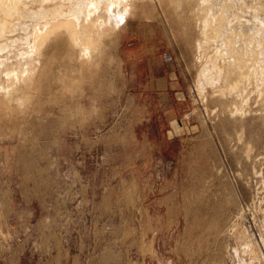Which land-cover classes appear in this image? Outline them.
Returning a JSON list of instances; mask_svg holds the SVG:
<instances>
[{
  "label": "rangeland",
  "instance_id": "1",
  "mask_svg": "<svg viewBox=\"0 0 264 264\" xmlns=\"http://www.w3.org/2000/svg\"><path fill=\"white\" fill-rule=\"evenodd\" d=\"M186 1L131 0L93 57L67 41L0 93V264H264V104L231 115L230 97L198 90ZM241 7L264 17V0ZM152 35L168 45L170 99L149 56L128 57Z\"/></svg>",
  "mask_w": 264,
  "mask_h": 264
},
{
  "label": "bare ground",
  "instance_id": "2",
  "mask_svg": "<svg viewBox=\"0 0 264 264\" xmlns=\"http://www.w3.org/2000/svg\"><path fill=\"white\" fill-rule=\"evenodd\" d=\"M229 1L187 0L184 11L194 18L196 50L203 59L198 90L210 87L230 97L227 111L244 115L252 95L264 104V17L256 9L253 18L244 19L242 0ZM130 10L131 0H0V93L11 100L15 81L38 72L46 64L43 57L64 49L67 41L78 54L93 57L102 36L122 25ZM251 236L240 231V249L256 260L260 253Z\"/></svg>",
  "mask_w": 264,
  "mask_h": 264
},
{
  "label": "crops",
  "instance_id": "3",
  "mask_svg": "<svg viewBox=\"0 0 264 264\" xmlns=\"http://www.w3.org/2000/svg\"><path fill=\"white\" fill-rule=\"evenodd\" d=\"M145 38L144 45L141 47L138 45L137 41H134L132 43H129V46L132 48L129 49V59H133L132 57H137L140 53L145 56H149V72L151 74V80L150 83L152 84V89L155 91V94L159 97H165L166 99H170L171 91H174L177 89L178 82L174 81V78L171 75L172 71L174 70L170 60L168 59L169 56H165V54H168L166 43L159 40V37L152 35L151 38ZM139 49V50H138ZM136 55V56H135ZM131 57V58H130ZM163 60L166 61V76L163 77H157L156 76V70L159 68L158 66L162 65ZM160 62V63H159ZM171 64V65H170ZM160 67V68H161Z\"/></svg>",
  "mask_w": 264,
  "mask_h": 264
}]
</instances>
